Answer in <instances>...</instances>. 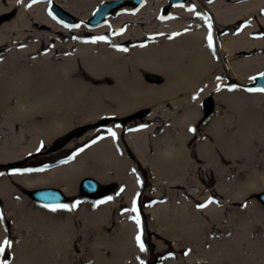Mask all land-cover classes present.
Here are the masks:
<instances>
[{
    "label": "bare ground",
    "instance_id": "bare-ground-1",
    "mask_svg": "<svg viewBox=\"0 0 264 264\" xmlns=\"http://www.w3.org/2000/svg\"><path fill=\"white\" fill-rule=\"evenodd\" d=\"M113 1L0 0V241L11 243L0 261L7 264L9 252V264H143L146 250L136 241L140 229L126 216L117 218L118 236H106L112 205L48 211L28 192L61 188L71 196L85 177L104 185L119 178L131 205L142 186L126 175L135 164L170 190L185 186L191 170L211 168L230 177L231 171L221 167L232 162L241 174L219 189L227 201L245 204L239 218L225 217L215 203L202 212L191 203L176 213L167 205L147 212L160 224L159 235H174L177 249L180 237L188 239L190 264H264V205L256 201L264 192V93L243 88L264 74V0H186L180 6L143 0L137 11L124 6L103 27L88 29L94 39H86L82 29L60 26L48 13L53 2L86 21L101 4ZM163 8L169 9L166 17ZM116 32L114 39L102 37ZM71 34L77 39L62 38ZM145 73L164 81L147 83ZM209 99L213 106L205 109ZM145 108H150L151 125L130 130L125 119ZM105 118L118 122L82 132ZM157 123H165V130L154 137ZM109 130L115 138L103 136L66 164L24 172L1 167L40 154L43 144L49 147L62 136L82 132L67 142L72 149L74 141L84 144ZM254 138L261 151L250 155L247 142ZM200 214L225 233L207 250L199 239L205 220ZM76 221H81L78 228Z\"/></svg>",
    "mask_w": 264,
    "mask_h": 264
},
{
    "label": "rangeland",
    "instance_id": "rangeland-1",
    "mask_svg": "<svg viewBox=\"0 0 264 264\" xmlns=\"http://www.w3.org/2000/svg\"><path fill=\"white\" fill-rule=\"evenodd\" d=\"M55 1V0H54ZM98 8V7H97ZM96 8V9H97ZM133 11H137L138 9L132 8ZM163 10V9H162ZM119 11L118 13H121ZM162 13V11H161ZM79 19V18H78ZM81 31V33H86L87 32V26L83 24V22L79 23V26L77 27L78 31ZM76 30V31H77ZM86 30V31H85ZM73 33V32H69ZM264 33V30H263ZM87 36H85L86 39L94 37H89L88 35H91L89 33H86ZM118 32L112 33V34H107L102 36L104 39H114L117 36ZM66 35V34H65ZM93 36V35H92ZM63 39L67 40H76L77 39V34H71L70 37H64L62 35ZM150 74L154 73H145V81L150 84H155V85H161V83H155L151 82L147 79V76ZM160 76V75H158ZM162 77V76H160ZM163 78V77H162ZM164 79V78H163ZM244 90L247 92H253L249 91L247 89V86H243ZM254 93V92H253ZM258 93V92H255ZM211 106H213V101L209 99ZM206 103L204 102L203 106L206 109ZM150 108H145L141 110V112L136 113L131 118H126V125L130 127V130H138L143 126H148L151 125L148 123L147 115L145 116H140L143 112H148L149 113ZM143 111V112H142ZM264 116V114H263ZM130 120V121H129ZM118 122L114 118H105L97 123L89 124L86 127L81 128L82 132L85 131L87 128H95V127H105V125L108 122ZM102 124V125H101ZM165 124V123H164ZM163 123H157V125H160V127L155 131L153 134L154 137H157L159 135L163 134V131L165 130V125ZM82 132H77V133H82ZM76 133V134H77ZM75 133L67 136H62L59 139L55 140L54 143L49 147H46L45 144H43V149L40 154L28 158L27 160L22 161L20 164L19 162H15L12 166H1L3 170H6L7 172H10V168L18 169L21 172L27 171L30 168H35V169H42L46 167H50L52 165L57 164L59 161L68 159L72 156L73 153L75 152H81L84 149H86L88 146L93 145L95 142L99 141L103 136L105 137H110V133H100L97 134L93 137H90L84 144H81L77 141H74V147L72 149L67 148V142L71 140V137L76 136ZM95 141V142H94ZM250 144V145H249ZM247 145L249 146L250 149H248V154L250 155H255L260 153V142L257 139H250L247 142ZM252 145V146H251ZM133 160V158H132ZM29 161V162H28ZM237 163H226L224 166H222V169H225L227 171L228 169L231 171L230 177L223 178L220 175V172H216L215 169H209V170H203L202 168L199 169V171L191 170L188 174V180L185 183V186L182 185L179 188H171L168 190L165 186H163L160 180L154 176H152L151 172L149 169H146L145 167L138 168L137 164L133 165L131 168L129 167L126 170V175L129 176L130 179H136V181L139 183V185L142 184L141 193H139L138 197H136V200H133V204L130 205L129 200L125 199V192H126V186L125 182L121 181L119 178L113 179L109 185H111V192L110 194L102 199H88V198H83L80 193H79V185L78 184V190L74 195L68 196V202L63 205H67V207H72L75 205V207H80L82 205H94L95 208L97 205H112L111 211H110V218L109 221H107L104 226L108 228L106 230V236L109 238V240H114L118 236V222L117 218L118 216H126L127 220H129L131 223H135L136 227L140 229L139 235L141 236L142 242L144 243L145 250H146V256H145V261L143 264H165L168 260L172 259H178L179 264H190L186 260L190 257V249L188 245H186L188 242V239L185 237H180V243L181 248L177 249L176 243L177 240L174 238V235L171 233H165L163 236L159 235V231L161 232L160 224L156 221H154L152 215L147 212L148 209L156 207L158 205H167L169 206L170 210L174 211L175 213L177 212L176 209L181 206H183L186 203H191L194 208L198 212L205 211L208 207H210L212 204H217L219 207H222L225 209V217H228L229 214L231 213L233 217L239 218L241 212V209L245 207V204L241 203H235V201L230 200L227 201L225 198H222L221 196V191H220V186L221 184L226 185L227 179L232 180L234 177L239 176L241 173L240 171L235 168ZM142 169H146V172H142ZM111 175L114 173L113 170H110L109 172ZM250 174L257 175V173L250 171ZM86 178V177H85ZM155 184V185H154ZM156 184H159L161 186H156ZM23 190L22 188H20ZM61 189V188H58ZM163 194V197L161 196L159 199L157 198V194ZM178 194L180 198L176 199L173 201V196H171V200H169L167 197L170 195H176ZM156 197V198H155ZM111 198V199H109ZM170 198V197H169ZM30 200H32L29 197ZM256 198L252 197L249 199L255 200ZM209 200H212V203H209ZM37 205L42 206L44 209L48 211H54L53 209H59V208H64L62 207L63 205H58V206H48L45 204L38 203L34 200ZM258 202V199L256 200ZM237 202V201H236ZM195 205H197L195 207ZM198 205H206V207H198ZM135 206L136 211H132L133 207ZM170 213V214H174ZM204 220L203 223L199 224L201 227V231L199 233V239L201 240V244H205L204 247H206V250L210 248L212 245V239H215L214 241H222L223 235V230L216 224H212L209 226L207 220V216L204 214H200ZM138 217L140 224L137 225L136 223V218ZM131 219V220H130ZM169 222H173L175 220L169 219ZM76 227L78 228L81 225V221H76ZM226 224V221H224ZM231 223V222H230ZM234 223H231L230 225H233ZM229 225V223H228ZM200 227H198L200 229ZM208 228L212 229L209 232H213L212 235L206 236L208 232ZM225 234V233H224ZM185 238V239H184ZM264 238V234H263ZM93 242V237L89 239L88 246L87 248L90 249L91 244ZM159 247L161 249H159ZM187 253V254H185ZM77 255H81L82 252L80 250L76 251ZM2 259H4V255H2ZM7 264H9L12 260L10 253L8 252L7 256ZM194 264H201L200 262H196Z\"/></svg>",
    "mask_w": 264,
    "mask_h": 264
},
{
    "label": "water",
    "instance_id": "water-1",
    "mask_svg": "<svg viewBox=\"0 0 264 264\" xmlns=\"http://www.w3.org/2000/svg\"><path fill=\"white\" fill-rule=\"evenodd\" d=\"M185 1L186 0H169L171 5H182L185 3ZM143 2V0H115L113 2L103 3L95 10L92 17L86 21V25L89 30L101 28L105 24L104 20L111 17L120 8L127 5H132V7L141 6ZM49 13L60 23V25L66 28H74L77 26V18L66 13L55 3L51 4ZM162 14L163 16H167L168 8H164ZM147 79L155 83H163L164 81L162 77L156 74L148 75ZM247 87L249 89L264 88V75L258 74ZM206 105L208 109L211 108L210 101H208ZM147 114L148 112L145 111L140 114V116H145ZM111 188V185H104L91 177H87L81 180L79 185V193L83 198L100 199L108 196L111 192ZM28 194L36 202L50 206L62 205L68 202V196L64 193V190L58 188L38 189L29 191ZM258 201L264 205V192L258 195Z\"/></svg>",
    "mask_w": 264,
    "mask_h": 264
},
{
    "label": "snow or ice",
    "instance_id": "snow-or-ice-1",
    "mask_svg": "<svg viewBox=\"0 0 264 264\" xmlns=\"http://www.w3.org/2000/svg\"><path fill=\"white\" fill-rule=\"evenodd\" d=\"M35 2H36V0H33V3H35ZM17 3L18 4L19 3H22V0H17ZM28 6L30 7L31 5H28ZM209 46H211V36H209ZM125 51H126V49H125ZM262 75H264V74H262ZM249 91L264 92V88H260V89H249ZM109 131H110V134L113 136V138H115L116 133L114 131H112V130H109ZM189 131H193L194 132L195 129L190 128ZM0 174H2V173H0ZM109 199H111V198H109ZM212 202H213L212 200H209V203H212ZM62 207H67V205H63ZM73 207H75V205H73ZM198 207H206V205H198ZM53 210H55V209H53ZM132 211H134V212L136 211L135 206L133 207ZM2 219H3V214L0 213V220H2ZM136 223H137V225L140 224V221H139L138 217L136 218ZM136 241H137V244H138L140 250L142 252L145 251V246H144V243L142 242V239H141V236L140 235H137ZM9 247H11L10 241H8L7 239H5L4 241H0V253H4L5 250L7 248H9ZM185 254H187V253H185ZM0 264H5V261H0Z\"/></svg>",
    "mask_w": 264,
    "mask_h": 264
}]
</instances>
